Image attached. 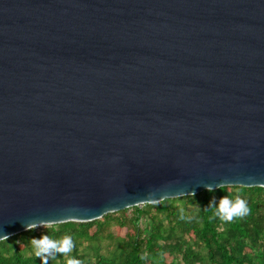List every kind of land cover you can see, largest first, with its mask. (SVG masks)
Returning a JSON list of instances; mask_svg holds the SVG:
<instances>
[{"label":"water","instance_id":"obj_1","mask_svg":"<svg viewBox=\"0 0 264 264\" xmlns=\"http://www.w3.org/2000/svg\"><path fill=\"white\" fill-rule=\"evenodd\" d=\"M220 183L264 187V0H0V240Z\"/></svg>","mask_w":264,"mask_h":264},{"label":"trees","instance_id":"obj_2","mask_svg":"<svg viewBox=\"0 0 264 264\" xmlns=\"http://www.w3.org/2000/svg\"><path fill=\"white\" fill-rule=\"evenodd\" d=\"M237 194L247 201L249 215L222 221L210 201ZM131 209L130 217L125 208L92 221L50 224L9 236L0 240V264H43L31 238L44 232L57 240L69 235L74 245L67 255L48 257V264H67L70 258L80 264H264L262 186L204 189ZM113 220L126 228L123 235L111 231Z\"/></svg>","mask_w":264,"mask_h":264},{"label":"clouds","instance_id":"obj_3","mask_svg":"<svg viewBox=\"0 0 264 264\" xmlns=\"http://www.w3.org/2000/svg\"><path fill=\"white\" fill-rule=\"evenodd\" d=\"M227 183H220L213 187L212 184H204L207 191H214L216 188L222 187ZM209 207L215 208V214L225 222H231L236 218H243L250 213V208L247 201L237 194L234 198L225 195L216 200L210 201ZM48 220H40L36 222L26 223V230L32 231L37 227H46ZM4 237H7L6 235ZM31 244L35 250V255L42 258L43 264H48L47 258L55 254L67 255L74 247L71 236L65 235L62 239L57 240L47 233H42L39 238H31ZM67 264H80V261L75 258H70Z\"/></svg>","mask_w":264,"mask_h":264},{"label":"rangeland","instance_id":"obj_4","mask_svg":"<svg viewBox=\"0 0 264 264\" xmlns=\"http://www.w3.org/2000/svg\"><path fill=\"white\" fill-rule=\"evenodd\" d=\"M131 212H132V209H131V207H129L128 210L125 212V216L130 217ZM115 215H118V213H115ZM110 229H111V231H113L114 233H119L120 235H123V234L125 233V231H126V228H125V227L120 228V227L118 226L117 222L114 221V220L111 222ZM37 230H41V227H37ZM128 233H129V235H131V236L134 235V231H133L132 229H130V230L128 231Z\"/></svg>","mask_w":264,"mask_h":264}]
</instances>
